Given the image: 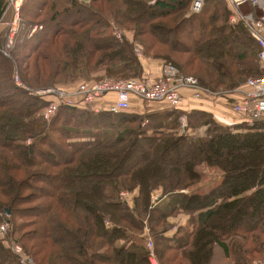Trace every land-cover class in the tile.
Returning <instances> with one entry per match:
<instances>
[{"label":"trees","instance_id":"1","mask_svg":"<svg viewBox=\"0 0 264 264\" xmlns=\"http://www.w3.org/2000/svg\"><path fill=\"white\" fill-rule=\"evenodd\" d=\"M5 8L0 0V16ZM108 13L137 40L147 39L155 59L183 74L195 69L193 75L214 90L264 75L259 44L245 25L231 22L226 0H210L199 13L191 11V0H30L25 16L43 28L29 36L34 24L22 20L17 39L26 52L15 60L23 82L48 86L76 67L72 74H88L83 69L94 60L96 67L107 65L109 76L119 65L114 75L134 72L133 45L102 35ZM47 61L55 65L49 77L42 72ZM13 72L0 52V84L9 92L0 96V223H8L7 235L37 264H151L146 219L160 264H253L264 257L263 118L254 126L225 124L210 110L148 112L141 103L117 114L61 106L45 120L47 101L17 85ZM221 98L232 109L239 99L222 92L200 100ZM136 145L143 146L141 154L119 169ZM179 146L183 156L166 161L163 153ZM248 159L261 166L235 179L232 168L248 169ZM202 165L227 170V176L211 191L189 195L183 190L201 180ZM98 166L108 172L95 173ZM183 213L185 223H172ZM241 218L248 224L237 225ZM0 264H21L2 241Z\"/></svg>","mask_w":264,"mask_h":264},{"label":"built area","instance_id":"2","mask_svg":"<svg viewBox=\"0 0 264 264\" xmlns=\"http://www.w3.org/2000/svg\"><path fill=\"white\" fill-rule=\"evenodd\" d=\"M3 1L6 8L2 15L12 11L13 17L8 21L5 15L0 16V25L3 23L9 25L8 34H6L7 42L5 41V45H0L2 51L10 49L18 35L24 3V0ZM208 1L210 0H191V11L199 13ZM226 1L231 10V22H240L245 25L250 35L259 44V61L264 68V0ZM38 28L42 29L43 26L36 25L35 30ZM7 50L5 52L9 56ZM186 91L195 100L214 97L222 92L237 94L239 99L234 103L233 111L249 126H254L264 116V75L247 78L244 86L215 92L201 86L195 76L183 74L177 65L170 62L162 65L161 73L157 78L138 79L134 76L122 79L107 78L91 85L81 84L78 91L71 94H65L64 91L53 87L44 90H30V93L48 101L43 113L48 120L57 113L61 106H86L96 112L105 109L114 114L130 109L135 102L164 103L175 109L181 106ZM180 123L182 127L187 125L185 116H181ZM188 191L192 190H185L186 193ZM157 199L158 197L155 198ZM7 234L8 223L3 222L0 224V241L19 257L21 264H34L33 259L24 254L22 247L15 240L5 239ZM147 235L149 261L151 264H159L154 253L153 240L149 234Z\"/></svg>","mask_w":264,"mask_h":264},{"label":"rangeland","instance_id":"3","mask_svg":"<svg viewBox=\"0 0 264 264\" xmlns=\"http://www.w3.org/2000/svg\"><path fill=\"white\" fill-rule=\"evenodd\" d=\"M29 1L30 0H24V3H23V5H24L23 6L24 7L23 8L24 16H23V13L21 12V18H24V19H21V24L20 25L22 26V24H23L22 20H29L30 22H33L34 25L31 26L30 33H29V36H32L35 33H37L38 30H40V28L35 30V26L36 25L40 26L41 23H40L39 19H34L33 17L28 18V17L25 16L26 8H27V5H28ZM28 12H29V10H28ZM4 15H5V19L8 20V21L13 17L12 16L13 15L12 11H8L7 13H4L2 15V17H4ZM107 15H108V17H107L108 25H106L102 29V35H114L120 41H122V39L125 38L128 42H130L133 45V54L137 58V62L132 64V66L134 68V72L128 73V74H125V75H121V76L114 75V74H116L117 71H119L121 69L122 65H119V66H116V68L113 69V71H115V73L112 74V76H109L110 74H107L105 72V70H106L105 68L107 67V65L103 66L104 65L103 64L102 66L96 67L95 60H94V62L88 63L85 66V68L83 69V71L88 73V74L81 75L80 72H77V74H72L73 70L74 71L77 70V67H76V68H73V70L69 71L67 74H61V75L54 76L55 80L52 82V84L50 83L48 86L36 87V86H32L31 85V87L29 88L28 85H26L23 82V80L21 78V75H20L19 63H17L16 60H15V59L18 60V58L16 57L15 54H18L20 51H22L24 54L26 52V51L22 50V48H20V46H19L20 43H18V39H17L18 35H17L16 38H15V41L13 42V45L10 46L11 47L10 49H8V50L4 49V51H2L1 48H0V50H1L0 52H2L3 55H5L9 59H11V61L13 62V69H14L13 78H14V81L18 83V84L17 83L16 84L21 86V87H23V88L26 87V90L28 92H30V90H44V89H48V88H52L53 87V88L60 89L61 91H64L65 94H71V93H76L78 91V89H79L81 84L91 85L93 83L99 82L101 80H105L107 78L122 79V78L132 77V76L137 77L138 79H145L147 77L157 78V76H155V74H153L152 72L146 71V69L144 67L142 68V70L139 71V68H140L139 64L140 63H139L138 60H141L142 65H143V62H146V61H149V60L150 61H156L157 60L162 65L164 63H166V62L163 59H155L153 57L154 54H156L155 53L156 51L153 49V47L150 48V44H149L150 42L147 41V39H143L144 41H142L141 39L137 40V38L134 35V31L124 29L123 28L124 26L122 24H120L119 22H117V20L111 14L108 13ZM27 16H29V15H27ZM43 19H45V16H43ZM160 26H163V25H160ZM8 28H9V25H7L5 23L0 25V45H5V41L7 42L6 34H8ZM160 29H162V28H160ZM145 41H147V42H145ZM143 44H144V46H145V44L147 45V49H146V47L144 49ZM6 50H7V53H9V56L6 54V52H5ZM156 56H158V54H156ZM162 65H161V67H162ZM24 66H23V70L25 68ZM54 67H55V65L52 62L49 61L47 67H45L42 72L44 74H46V76L49 77V76H51L52 70H53ZM29 68L31 69L30 65H29ZM196 68H198V66ZM32 71L35 74V70H34L33 67H32ZM78 71H82V69H78ZM186 71L190 72V73H187V75L195 74L194 73L195 69L192 70L191 68H187ZM193 76H195V75H193ZM17 78H18V80H17ZM196 78L198 79V81H199L201 86H203V87H205L207 89H210L212 91L220 92V91L229 90V89H222V88H219L220 90H214L211 87L203 84L199 80L198 77H196ZM5 87H6L5 85L2 86V84H0V96L5 95V94L6 95L9 94V92L5 93V91H6ZM143 104H144V106H143L144 110L148 111V112H154L155 110H162V109L166 108L165 107L166 105L163 104V103L144 102ZM136 108L137 107H133V109H136ZM44 111H43V113H44ZM109 113H111V112H109ZM112 114H114V113H112ZM43 117H44V114H43ZM262 118L264 120V116ZM44 119L47 120L46 117H44ZM48 120H51V119H48ZM239 121H241V120H239ZM141 147H143V146L136 145L135 150H133L128 155L126 154L124 159L122 160L120 166H119V169L125 170L126 168L131 166L135 162V159L138 157L137 152L140 151L139 155L141 154V151L143 150V148H141ZM185 152H186V149H183V147L179 146V147H176L173 150H168V151L164 152L163 156L165 157L166 161L169 160L170 162L171 161L175 162V160L180 158L181 156H183V153H185ZM242 166H243V164L235 165L232 168V173H233L234 177H236L235 179H237V180L241 179L240 178L241 175H239L241 171L248 170L251 173V172L255 171L254 169L259 168L261 166V163H258L257 161H251L250 159H248V160H246L245 167H249V168L246 169V168H244V166L243 167ZM107 169L108 168H106L104 166H98L96 168V170H95L96 171L95 173L104 174V173L108 172ZM159 169H160V165L158 164V165H156V170H159ZM227 172H228L227 170H224L222 168H216V167H211V166H208V165H202V166H200L201 180L195 182L192 185H190L189 187H187L183 191L192 190V191H188L189 195H193V194H197V193L198 194H204V193H206L208 191H211L214 187H216L217 185H219L223 181L224 177L227 176L226 175ZM91 176H93V175H91ZM150 176H152V175H150ZM93 177H95V176H93ZM126 194H127V197H129V200H131L132 199V197H131L132 194H129V193H126ZM159 195H160L159 192L152 194V196H151L152 206L156 205L159 202L158 201L159 199L155 200V198L159 197ZM85 196L86 197H90L91 195L86 194ZM0 214H2V213H0ZM182 218H184V219H182ZM180 219H181V221H184L183 223H185V221L187 219L186 215L184 213L180 214L179 216H177L176 218H174L172 220V223H178V221ZM230 220H231V218H230ZM228 222H229V217H228ZM2 223H0V224H2ZM237 223H238L237 225H239V226H245V225L248 224V221L245 218H241ZM144 224H145L144 233H145V237H146L145 243H146V240H147V237H148L147 234H149L151 236V238L153 240V243H154V239L152 237V233H151L150 229L147 226L148 225L147 219L144 221ZM5 239L6 240H14L13 238H10L8 235L6 236ZM16 242L22 247V250H23L24 254L27 255L29 258H32L34 264H37V262L35 261L36 259L33 258L34 256L32 257L30 254H27L25 252V250H24L23 245L20 242H18V241H16ZM154 253L156 255L155 245H154ZM148 258H149V256H148ZM156 258H157V255H156ZM256 259H257L256 262L254 261L253 264H264L263 255L258 256ZM157 260H158V258H157ZM158 263L160 264L159 260H158Z\"/></svg>","mask_w":264,"mask_h":264},{"label":"crops","instance_id":"4","mask_svg":"<svg viewBox=\"0 0 264 264\" xmlns=\"http://www.w3.org/2000/svg\"><path fill=\"white\" fill-rule=\"evenodd\" d=\"M161 63L156 61H146L143 62V67L148 72H152L155 76H159L161 72ZM148 68V69H147ZM185 99L183 100L180 109L189 111L193 108H202L206 110H210L213 112L215 118L219 119L225 124H233L238 123L241 120V117L233 111V109L229 106L228 101L225 98H221L219 100H194L189 93L186 91ZM141 104L139 102H135V105ZM184 219V218H182Z\"/></svg>","mask_w":264,"mask_h":264},{"label":"water","instance_id":"5","mask_svg":"<svg viewBox=\"0 0 264 264\" xmlns=\"http://www.w3.org/2000/svg\"><path fill=\"white\" fill-rule=\"evenodd\" d=\"M7 212H8V210H7Z\"/></svg>","mask_w":264,"mask_h":264}]
</instances>
